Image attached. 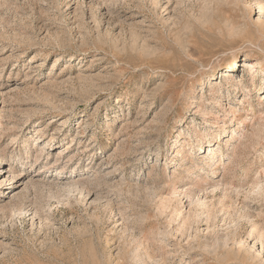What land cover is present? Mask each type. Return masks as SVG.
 Returning a JSON list of instances; mask_svg holds the SVG:
<instances>
[{
	"label": "rangeland",
	"instance_id": "1",
	"mask_svg": "<svg viewBox=\"0 0 264 264\" xmlns=\"http://www.w3.org/2000/svg\"><path fill=\"white\" fill-rule=\"evenodd\" d=\"M0 184V264H264V0H0Z\"/></svg>",
	"mask_w": 264,
	"mask_h": 264
},
{
	"label": "bare ground",
	"instance_id": "2",
	"mask_svg": "<svg viewBox=\"0 0 264 264\" xmlns=\"http://www.w3.org/2000/svg\"><path fill=\"white\" fill-rule=\"evenodd\" d=\"M234 64H235V63H233V64H229V65L232 66V65H234ZM245 66H246V65H245ZM7 173H8V174H12V172H5V174H7ZM11 178L14 179V177H13L12 175H11ZM4 182H6V179L3 180V183H4ZM0 185H1V184H0Z\"/></svg>",
	"mask_w": 264,
	"mask_h": 264
}]
</instances>
